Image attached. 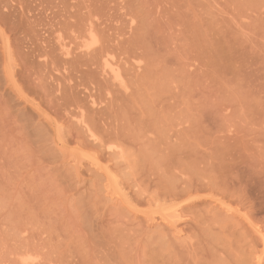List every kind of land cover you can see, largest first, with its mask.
Masks as SVG:
<instances>
[{
  "label": "rangeland",
  "instance_id": "1",
  "mask_svg": "<svg viewBox=\"0 0 264 264\" xmlns=\"http://www.w3.org/2000/svg\"><path fill=\"white\" fill-rule=\"evenodd\" d=\"M258 263L264 0H0V264Z\"/></svg>",
  "mask_w": 264,
  "mask_h": 264
},
{
  "label": "bare ground",
  "instance_id": "2",
  "mask_svg": "<svg viewBox=\"0 0 264 264\" xmlns=\"http://www.w3.org/2000/svg\"><path fill=\"white\" fill-rule=\"evenodd\" d=\"M90 25H91V24H90ZM88 26H89V25H88ZM93 28H94V26H93ZM86 30H87V29H86ZM93 30H94V29H93ZM88 32H89V31H88ZM91 32H93V31H91ZM95 32H96V31H95ZM86 35H87V34H86ZM81 36H82V35H81ZM95 36H96V34H95ZM79 37H80V36H79ZM90 37H91V36H90ZM82 38H83V37H81V39H82ZM96 38H97V37H96ZM60 41H61V40H60ZM85 41H86V40H85ZM89 41H90V40H89ZM7 42H8V41H7ZM61 43H62V42H61ZM81 43H82V41H81ZM64 44H66V43H64ZM82 44H83V43H82ZM91 44H92V42H90V43L88 42V43L83 44V45H84V48H90ZM80 45H81V44H80ZM61 47H64L63 44H62ZM82 47H83V46H82ZM65 48H66V49H65V51L63 52V54H64V55H67V56H69V55L71 56V52H73V51L69 50L67 46H65ZM85 50H86V49H85ZM103 55H104V54H102V57H103ZM106 58H107V59H106ZM103 59H104V58H103ZM10 60H11V59H10ZM105 60H106V61H104V62H105V66H106V68L108 67L107 71L110 69V70H112V74L115 73V72H113L114 70H113V68L111 67V64H112V66H114L115 63L113 64V63L108 59L107 56L105 57ZM107 60H109V62H108ZM113 61H114V60H113ZM7 62L10 63L11 61H7ZM104 62H103V65H104ZM110 62H111V64H109ZM6 64H7V63H6ZM115 65H117V64H115ZM10 66H11V63H10ZM105 66H104V67H105ZM13 70H14V68H13ZM110 70H109V71H110ZM116 70H117V68H116ZM107 71H106V72H107ZM104 72H105V71H104ZM119 72H120V71H119ZM110 74H111V72H110ZM114 78H115V76H114ZM79 117H80V116H79ZM81 117H82V116H81ZM83 117H84V116H83ZM80 119H81V118H80ZM84 121H85V120H84ZM193 164H194V163H193ZM177 177H178V176H177ZM183 178H184V177H183ZM205 178H207V177H205ZM185 179H186V178H185ZM188 179H189V178H188ZM188 179H187V180H188ZM180 180H181V177H180ZM182 180H183V179H182ZM191 181H192V180H191ZM169 182H171V181H169ZM189 182H190V181H189ZM174 183H175V182H174ZM174 183H173V181H172V183H169V186H168V188H167V189H168V193H169L168 195L170 196V194H172V195H171L172 197H173V194L175 195L176 192H178L177 190L175 191V189H174V187H175V186H173V185H175ZM185 183H186V182H185ZM167 184H168V182H167ZM186 184H187V183H186ZM190 184H191V187H190V185L188 184V185H187V188L190 187V188L192 189L194 186L192 185V182H191ZM177 188H178V187H177ZM188 190H189V188H188ZM189 191H190V190H189ZM160 196H161V195H160ZM171 206H172V205H171ZM165 208H166V207H165ZM170 208H171V207H170ZM174 208H175V207H174ZM176 208H177V206H176ZM176 208L173 209V212L170 213L169 215H167L168 213H167L166 215H165V214H164V215L162 214L161 216H163V220H164V221H172V222H173L172 224L175 225V223L177 222V221H175V220H176L175 218L179 219L180 216H181V214H180L181 211L179 210L180 212H178V210H177ZM178 208H179V207H178ZM169 212H170V211H169ZM159 216H160V215H159ZM154 219H156V218H154ZM151 220H152V218H151ZM156 220H157V219H156ZM164 223H165V222H164ZM167 223H168V222H167ZM167 223H166V224H167ZM168 224H169V223H168ZM170 225H171V224H170ZM171 226H172V225H171ZM173 227H174V226H173ZM173 227H171V228H173ZM258 264H259V263H258Z\"/></svg>",
  "mask_w": 264,
  "mask_h": 264
}]
</instances>
